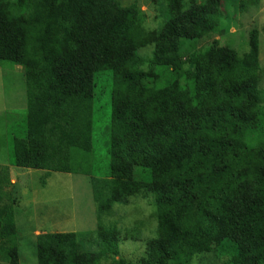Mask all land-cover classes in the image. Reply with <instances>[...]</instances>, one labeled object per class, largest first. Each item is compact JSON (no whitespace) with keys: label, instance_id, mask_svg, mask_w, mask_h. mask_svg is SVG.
Returning <instances> with one entry per match:
<instances>
[{"label":"trees","instance_id":"obj_1","mask_svg":"<svg viewBox=\"0 0 264 264\" xmlns=\"http://www.w3.org/2000/svg\"><path fill=\"white\" fill-rule=\"evenodd\" d=\"M165 2L167 20L146 30L141 6L120 0H0V65L27 82L11 163L90 177L99 222L146 192L157 223L139 264H264L261 31L242 56L219 40L203 47L261 0ZM99 76L112 107L104 179L88 170ZM9 171L0 166V257L20 264ZM89 241L96 252H82L75 232L41 234L38 264H134L116 260L121 244L143 239L99 223Z\"/></svg>","mask_w":264,"mask_h":264},{"label":"rangeland","instance_id":"obj_2","mask_svg":"<svg viewBox=\"0 0 264 264\" xmlns=\"http://www.w3.org/2000/svg\"><path fill=\"white\" fill-rule=\"evenodd\" d=\"M225 1L240 4L248 0ZM120 3L125 7L134 4L141 6L147 14L146 30L159 29L168 18L165 0H120ZM187 6L186 4L185 8ZM230 20L227 24H222L226 34L213 35L203 47L209 46L212 40H219L222 45L236 49L242 56L249 50L250 32L254 28L259 29L261 89L264 90V0L259 5H249L239 13L234 23ZM145 52L152 53L153 48L149 47ZM26 92L24 70L19 66L0 65V166L9 167L10 170L11 188L7 191L9 201L14 203L15 221L19 231L20 264H38L35 241L37 236L45 233L75 232L78 234L82 252H96L97 249L91 246L89 238L96 232L99 223L124 230L137 229L143 242L122 243L121 254L116 260L123 258L127 262L139 264V260L145 257L146 241L155 237L157 223L150 219V212L152 209L154 212L155 208L150 207L148 199L143 196L146 192L134 198L135 206L132 204L133 198L129 206L115 205L113 211L102 215L99 222L98 204L94 198L90 177L83 174H48L18 169L12 165L11 152L6 141L11 131L18 133L25 127ZM111 115L110 86L99 76L93 115L94 150L88 161L91 175L99 179L109 175ZM137 173L141 175V169H137ZM143 220L145 222L141 224ZM4 263L0 257V264Z\"/></svg>","mask_w":264,"mask_h":264}]
</instances>
